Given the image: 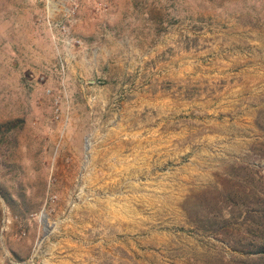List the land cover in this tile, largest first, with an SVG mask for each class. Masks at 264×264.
I'll return each mask as SVG.
<instances>
[{
    "label": "rangeland",
    "instance_id": "obj_1",
    "mask_svg": "<svg viewBox=\"0 0 264 264\" xmlns=\"http://www.w3.org/2000/svg\"><path fill=\"white\" fill-rule=\"evenodd\" d=\"M8 122L0 264H221L189 214L263 164L264 0H0Z\"/></svg>",
    "mask_w": 264,
    "mask_h": 264
},
{
    "label": "trees",
    "instance_id": "obj_2",
    "mask_svg": "<svg viewBox=\"0 0 264 264\" xmlns=\"http://www.w3.org/2000/svg\"><path fill=\"white\" fill-rule=\"evenodd\" d=\"M15 122L0 124V147L8 151L12 143L10 133ZM264 148V146H263ZM261 162H246V171H256L249 180L231 182L232 170L215 190L212 199L193 207L190 219L206 237L227 250L230 256H221V264H264V150L257 156ZM244 169V168H243ZM7 203L11 201L0 189Z\"/></svg>",
    "mask_w": 264,
    "mask_h": 264
}]
</instances>
